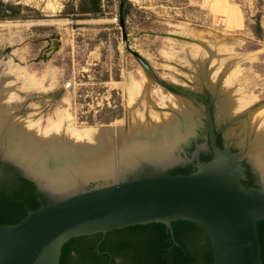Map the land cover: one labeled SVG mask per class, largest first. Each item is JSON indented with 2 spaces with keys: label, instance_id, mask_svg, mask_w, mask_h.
I'll list each match as a JSON object with an SVG mask.
<instances>
[{
  "label": "rangeland",
  "instance_id": "374dc122",
  "mask_svg": "<svg viewBox=\"0 0 264 264\" xmlns=\"http://www.w3.org/2000/svg\"><path fill=\"white\" fill-rule=\"evenodd\" d=\"M4 6L15 8L0 19V114L10 124L37 122L44 130L49 119L65 116L62 128L76 134L121 128L109 145L121 151L126 134L140 143L148 139L132 132L139 123L153 126L155 116L169 114L184 134L192 131L179 152L188 155L205 140L203 106L168 87L210 103L221 144L253 159L249 148L264 132V0H0V10ZM227 57L232 64H225ZM230 73L240 93L256 99L222 115L223 97L240 94L231 92ZM29 78L37 89H26ZM61 137L71 145L72 137ZM170 169L157 172L139 162L130 175ZM112 170L126 174L115 163Z\"/></svg>",
  "mask_w": 264,
  "mask_h": 264
},
{
  "label": "water",
  "instance_id": "95a60500",
  "mask_svg": "<svg viewBox=\"0 0 264 264\" xmlns=\"http://www.w3.org/2000/svg\"><path fill=\"white\" fill-rule=\"evenodd\" d=\"M165 88L203 106L205 140L188 155L157 161L132 154L127 169L118 167L126 174L118 175L112 164L121 158L114 150L107 176L69 167L60 187L45 188L0 154V162L50 198L16 223L0 225V264H264L259 171L241 149L216 146L210 103L197 93ZM198 149L211 154L209 161H197ZM194 160V171L185 175H130L139 162L158 172ZM242 164L258 178L257 187L243 184Z\"/></svg>",
  "mask_w": 264,
  "mask_h": 264
},
{
  "label": "bare ground",
  "instance_id": "6f19581e",
  "mask_svg": "<svg viewBox=\"0 0 264 264\" xmlns=\"http://www.w3.org/2000/svg\"><path fill=\"white\" fill-rule=\"evenodd\" d=\"M228 58L229 57L225 58V64H232L227 60ZM233 75L231 73L230 75H226V81L229 86L233 85L232 88L229 87L227 90L232 89L231 92L237 95L240 93L238 90L239 83H237V77H235V79L233 78L235 81L231 79ZM28 80L26 89H37L33 80L30 78ZM134 93H136V91ZM241 93L237 96V99L234 98L236 100L232 98L230 100L229 95L231 94L228 92L229 97L227 96L226 99L223 97L222 101H220L221 104L218 103L220 105L219 112L222 115L239 113L243 108L248 107L249 104L253 102V99H256L255 97H252V95H243ZM128 94H131V92ZM64 118L66 117L64 116ZM64 118L62 117L61 120L56 122H52V120L49 119L48 122L50 125L44 130L38 128L39 126L37 122L27 123L28 125L24 128L20 126L21 129L19 126L7 122L5 116L0 114V152L4 158L20 165L45 188L60 187L61 183L59 179L66 176L67 173L65 170L69 169V167L78 170L96 171V173H100L102 176H107V173L111 169L110 158L113 156L114 148L109 147V145L113 146V143H115V140L112 139V133L115 132V129L106 128L95 131L88 129L82 134H76L74 130L69 129V126H65V129L62 128V125L66 123L67 119ZM154 119L156 122H153V126L149 125V127H147L145 123H139L140 127L138 124L139 128L132 131L137 132L136 136L143 135L145 138H148L146 141L140 143L142 140L139 141V139L134 137V134H126L124 150H117V154H119V157L121 158L118 167L121 166L122 169H127V167L131 165L132 160L127 162L125 159L128 160L129 155L131 156L132 154L154 158V160L157 161H170L179 157V152L188 144L189 136L192 131L190 130L184 134L179 128L178 120L173 119L169 114H165L164 118L155 116ZM191 127L192 126L190 125L189 128ZM61 128L63 129L62 131L60 130ZM120 129L121 128H119V132ZM59 131H61V133ZM119 132L117 133L119 134ZM259 133H261V131H259ZM263 134L264 132L259 134L262 136L258 138L259 140L257 139L258 144L256 143L249 148L250 153L248 154V157L251 156L255 160L254 163L253 159H249L252 165L259 171L261 179H264ZM59 135L72 137V139H69L71 145H67L68 142L64 139L65 137H61L63 140H59ZM59 151L60 153H58ZM123 161H126L128 164H125ZM256 164L261 167L260 170L257 168Z\"/></svg>",
  "mask_w": 264,
  "mask_h": 264
},
{
  "label": "trees",
  "instance_id": "16d2710c",
  "mask_svg": "<svg viewBox=\"0 0 264 264\" xmlns=\"http://www.w3.org/2000/svg\"><path fill=\"white\" fill-rule=\"evenodd\" d=\"M8 9V10H7ZM12 6H4L0 10V19L6 18L14 14ZM216 146L221 148V139L219 135H216ZM211 158L209 152L199 154L197 157L198 162H207ZM196 160L185 166H175L168 170L166 174H189L194 171V164ZM245 167L246 180L243 184L246 187L254 186L255 176L251 173L246 164H242ZM7 170L13 172V169L7 167ZM0 188V225L14 224L24 217L26 211L36 209L40 204H47L50 201L44 199V196L38 194L34 190V186L27 180L12 175L7 177Z\"/></svg>",
  "mask_w": 264,
  "mask_h": 264
},
{
  "label": "flooded vegetation",
  "instance_id": "af4514ba",
  "mask_svg": "<svg viewBox=\"0 0 264 264\" xmlns=\"http://www.w3.org/2000/svg\"><path fill=\"white\" fill-rule=\"evenodd\" d=\"M7 167L12 168L13 169V172H10L9 170H7ZM14 174L17 175V176H19V174L17 173V171L12 166H10L7 163L0 162V188L2 187L1 184H3V182L5 181V179L7 177H11ZM253 185L256 186V187L258 186V184L255 183V182H254Z\"/></svg>",
  "mask_w": 264,
  "mask_h": 264
}]
</instances>
